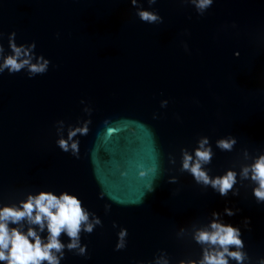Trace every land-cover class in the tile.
I'll use <instances>...</instances> for the list:
<instances>
[{
	"label": "water",
	"instance_id": "obj_1",
	"mask_svg": "<svg viewBox=\"0 0 264 264\" xmlns=\"http://www.w3.org/2000/svg\"><path fill=\"white\" fill-rule=\"evenodd\" d=\"M142 2L164 22H142L130 0H0L5 48L15 31L18 43L35 41L51 61L32 79L23 72L0 76V196L8 202L28 191L67 190L100 216L103 227L82 237L88 256L69 252L62 264H149L160 251L171 264L198 258L191 224H207L226 206L240 209L223 218L234 226L251 218L243 239L255 262L264 257V205L247 181L238 197L225 199L181 175L179 150L210 137L213 176L264 153V0H214L203 16L181 0ZM81 100L94 112L76 159L56 145L55 123L87 119ZM229 135L238 142L222 152L216 140ZM157 149L165 171L148 193ZM172 176L179 183H168ZM113 222L128 229L122 251L115 250ZM181 227L188 231L178 236Z\"/></svg>",
	"mask_w": 264,
	"mask_h": 264
},
{
	"label": "clouds",
	"instance_id": "obj_2",
	"mask_svg": "<svg viewBox=\"0 0 264 264\" xmlns=\"http://www.w3.org/2000/svg\"><path fill=\"white\" fill-rule=\"evenodd\" d=\"M157 2L158 0H147L150 7ZM181 2L193 6L200 16L205 15L214 4V0ZM130 3L142 22L150 25L164 22L158 11L145 9L142 0H130ZM4 35L0 31V76L5 73L16 75L23 72L32 79L49 71L51 61L36 52L35 41L18 43L17 32L12 31L7 35L6 49L3 44ZM184 48L189 51L186 43ZM235 55L239 56V52ZM168 103V100H162L161 108H166ZM81 104L84 105L82 111L87 119L82 116L75 123L63 119L55 123L56 145L76 159L81 158L79 138L91 132L94 112L93 107L86 101L81 100ZM157 118V114H154L153 119ZM104 124L107 126L110 121L105 120ZM237 142L236 137L229 135L217 139L216 148L222 152H232ZM179 153V172L181 175H191L197 185L204 189L211 188L220 197L227 199L229 194L238 197L240 189L246 187L244 182L247 181L255 202L264 205V153L257 155L252 159V163L243 165L239 170L228 168L224 174L215 176L211 175L212 168L209 167L216 155L210 137L200 136L194 148L181 147ZM245 158H248L247 150ZM168 159L170 163L176 164V156L169 153ZM148 171L153 177L147 186V192L151 193L155 191V180L165 171L158 149ZM140 175L146 176L148 172L141 171ZM179 179V176H172L168 183L177 184ZM99 198H105L104 191L100 192ZM137 203H142V200ZM111 209L110 203L104 205L105 214L110 213ZM239 212L238 208L226 206L223 212L212 211L207 224H191L192 240L200 247V255L198 258L180 259L178 264H264V257L253 262V257L246 250L243 230L251 231V218L245 217L241 222L242 227L234 226L223 219L225 216L234 217ZM97 227H103L100 216L87 208L77 194L67 190L59 193L50 190L28 191L23 198L9 199L8 202L0 196V264H62L69 252L87 257L88 245L82 243V237L91 235ZM112 227L119 228L115 250L126 249L128 229L120 228L115 222ZM187 231L188 227H181L177 235L183 236ZM64 236L68 238L67 243L62 239ZM149 264H171V259L166 251H160Z\"/></svg>",
	"mask_w": 264,
	"mask_h": 264
}]
</instances>
